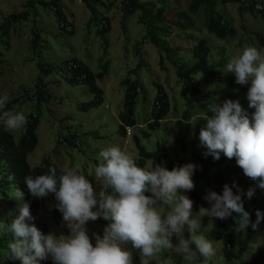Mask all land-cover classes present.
<instances>
[{
    "label": "trees",
    "instance_id": "trees-1",
    "mask_svg": "<svg viewBox=\"0 0 264 264\" xmlns=\"http://www.w3.org/2000/svg\"><path fill=\"white\" fill-rule=\"evenodd\" d=\"M80 1L82 9L88 14L85 28L87 32L89 29H93L97 39L110 34V19L106 12L113 8L118 9L116 12L119 13V27L123 36L128 33V29L138 30L143 34L141 42L136 43L132 49L139 61L120 83L124 88V94L122 103L118 107L119 125L115 135L125 137L126 129L135 127V110L139 95L143 92L137 78L139 71L144 66L142 61L144 57L139 50L142 43L156 51L160 69L173 77V86L178 92V97L174 101L183 103L182 113L172 124L179 158L169 164L167 163L169 159L167 151L162 148L161 144L155 147L154 152H146L140 146V142L133 138L134 148L137 151V166L145 167V164L152 160H156L157 164L163 163L168 170L186 163L197 165L198 168L194 170L192 176L194 187L191 191L183 193L193 201L192 212L194 213H199L200 207H209L203 199V196L209 191L220 194L225 183L231 186L232 182L230 183L227 179L229 174L238 178L235 183L242 191H246L250 187L254 188L255 183L243 174L234 159H228L221 155L220 160L214 161L211 156H203L205 149L198 146L199 130L207 115L204 104L214 101L222 103L226 99L237 100L241 107L251 115L254 109L248 108L246 100L249 85L236 84L234 76L224 71L230 58H218L206 38L192 39L187 35L193 42L191 50L187 53L172 47L168 38L174 32L192 31L208 35L220 42L232 41L239 36L237 29H243L241 25L236 27L235 24L240 20L243 22L244 16L264 23V2L259 0H184L183 12L176 15L173 9L179 0H113L112 3H108L109 5L103 0ZM61 2L62 0H27L20 12L8 15L0 24V38L7 39L14 26L32 21L33 25L29 30V50L37 58L36 69L38 71L34 87L24 89L22 94L9 99L6 105V110L13 112L19 107L28 105L27 124L19 130L17 136L4 131L3 126L0 125V208L3 207L6 213L1 217L0 209V218H2L0 222L10 224L16 215L17 201L13 199V193L16 188H19L25 192V200L30 204V214L34 218L31 223L35 224L43 234L49 233L48 227L39 218H36L39 216L38 211L43 198L38 199L30 196L23 183L24 177L27 175L35 177L47 174L49 170H54L57 175L61 173V169L57 165L51 164L50 157L54 155L51 153L42 156L34 167H30L28 163L29 155L38 145L37 130L41 124L43 110L53 100L49 86L43 84V80L45 81L49 75L55 74L70 89L86 90L91 98L87 102L78 103L75 110L80 114H87L102 105L104 95L97 83L102 82L109 73L107 63L98 65L97 69L93 71L76 59L47 65L37 56L40 39L45 35L34 24V21L40 19L42 14L52 16L53 26H56L58 30L68 35L73 34L72 25L63 11ZM226 5L235 7L236 19L227 14ZM131 20L133 28L129 25ZM250 35L253 37L251 42H257L260 48L264 49V38L261 33L251 31ZM4 47L6 48V45ZM236 47L240 52L241 40ZM154 87L156 94L146 103L150 105L148 128L151 131L158 130L160 123L165 121L171 111L177 107H172L161 86L155 85ZM90 134L93 136L92 133ZM85 136H89V134L79 135L66 130V134L62 138L59 140L57 138L58 141L56 140L54 149L63 151L74 148L79 150V141ZM99 162L96 161L94 166ZM207 170L212 172V181L210 184L204 185L203 177ZM233 191L235 192V189ZM48 196L54 200L52 194ZM244 208L254 220V211L259 209L264 212V203H259L258 197L254 195L251 200H245ZM213 221V226L205 236L213 243L221 245V258L226 264L242 263L241 258L249 255L253 242L260 238V234L264 230V222H262L257 231H253L249 227L243 232L234 233V222L231 217L225 220L214 218ZM55 222L59 223V217ZM207 222L208 218L205 217L204 227ZM10 242H12L10 233L0 235V264H19L18 261H11L7 258V244ZM41 264H51V260L42 261ZM133 264H138L134 254Z\"/></svg>",
    "mask_w": 264,
    "mask_h": 264
},
{
    "label": "clouds",
    "instance_id": "clouds-1",
    "mask_svg": "<svg viewBox=\"0 0 264 264\" xmlns=\"http://www.w3.org/2000/svg\"><path fill=\"white\" fill-rule=\"evenodd\" d=\"M224 71L234 76L236 84L249 85L246 100L254 111L249 115L237 100L204 104L207 115L199 130L198 146L205 149L203 156L214 161L221 155L234 159L243 174L256 182V188L264 190V49L244 47L228 60ZM8 100L6 94L0 95V125L4 131L14 132L27 124V118L20 111L6 110ZM97 159L100 162L91 170L98 182L95 185L80 173L78 165L63 168L59 175L49 170L24 177L27 193L43 198L42 204L53 195L67 235L43 234L31 223L34 218L25 192L16 188V215L10 224L0 222V234L12 236L7 244L9 260L19 264L48 260L51 264H133L129 249L138 251L140 264H150L168 249H173L183 264H205L216 257L213 242L200 231V221L193 216V201L183 194L194 187L197 165L186 163L168 170L163 163L152 162L139 167L117 145L101 149ZM254 194V188L242 191L235 181L231 186L225 183L220 194L209 191L203 196L209 207H200L199 215L211 223L214 218L231 217L234 233L249 227L257 231L264 212L255 210L252 220L244 208L245 200ZM98 219L107 223L101 233L92 232L90 239L87 225ZM241 259L245 264L247 258Z\"/></svg>",
    "mask_w": 264,
    "mask_h": 264
},
{
    "label": "rangeland",
    "instance_id": "rangeland-1",
    "mask_svg": "<svg viewBox=\"0 0 264 264\" xmlns=\"http://www.w3.org/2000/svg\"><path fill=\"white\" fill-rule=\"evenodd\" d=\"M26 1L0 0V24H2L3 19L8 15L20 12ZM103 1L109 5L108 3H112L113 0ZM259 1L264 2V0ZM61 4L64 13L72 25L73 34L68 35L58 30L56 26H53L52 16H44L42 14L40 19L34 21V24L45 35L40 39V49L37 56L47 65L60 64L66 60L76 59L93 71L97 69L98 65L107 63L109 73L102 82L97 83V86L102 90L104 95L102 105L87 114H80L75 110V106L78 103L87 102L91 98V95L86 90L70 89L55 74H51L45 81L43 80V84H48L53 100L43 110L41 124L37 130L38 145L28 157L30 167H34L42 156L51 153L54 154L50 157L51 164L57 165L61 170L65 167L78 165L80 173L85 175L95 185L98 182L92 176L91 170L95 162L99 161L97 159L99 151L109 145H117L121 150L130 154L137 162V151L134 148L133 138L140 142V146L146 152H154L155 147L161 144L169 157L167 163H173L176 158H179V155L172 124L182 113L184 107L180 101H174L178 97V92L174 89L173 77L160 69L156 51L145 43H142L139 47L140 53L144 57L142 60L144 66L139 71L137 78L143 92L139 95L135 110V127L126 129L125 137H119L115 135L119 125L117 114L124 94V88L120 83L136 67L139 61V58L135 56L132 49L136 43L139 44L141 42L143 34L138 30H134V32L128 29V33L123 36L119 27V13L116 12L118 9L113 8L106 12L110 19V34L97 39L94 36L93 29H89L87 32L85 28L88 14L82 9L80 0H62ZM107 5L106 7H108ZM225 7L227 8V14L236 19L235 7L230 5H226ZM183 9L184 0H179L173 10L176 15H179L183 12ZM243 19V22H240V20L239 23L235 24L236 27L241 25L243 29H237L239 36L232 41L220 42L208 35L192 31H187V33L183 31L174 32L168 38V41L172 47H176L180 51L187 53L193 45V42L187 35L191 36L192 39L206 38L210 48L218 58H231L238 54L236 45L240 40L242 41L241 49L246 46H256L261 49L257 42H251L253 37L250 33L251 31H257L264 38V23L247 16H244ZM31 25H33L32 21L18 24L9 32L7 39L0 38V95L6 94L9 99L19 96L24 89L33 88L36 84L38 76L36 69L37 58L29 50V30ZM129 25L133 28L132 20L129 22ZM4 45H6V48ZM155 85L161 86L168 96L172 107H177L171 111L165 121L160 123L158 130L151 131L148 128L150 123V105L146 103L155 96ZM59 100L61 101L58 103L57 101ZM16 111H20L27 116L29 107L25 105L17 108L14 112ZM19 130L10 133L17 136ZM66 130L79 135L89 134V136L80 139L79 150L74 148L63 151L54 149L57 138L58 140L62 138L66 134ZM152 162L154 165L157 164L156 160H152L147 162L145 166H151ZM227 176L230 183L238 179L232 174ZM211 181L212 172H208L207 170V173L203 177L204 185L210 184ZM253 182L255 183L254 195L258 197L259 203L263 204L264 190L256 188V182ZM54 204L55 202L51 197L49 200H46L39 208V218L49 228V232L57 236L60 234L67 235V229L62 227L61 215L55 209ZM0 209L1 217L5 216L4 208L1 207ZM193 216L200 221V231L206 235L213 226L214 221L211 223L208 220L207 225L204 227L203 221L205 217H201L199 213L194 212ZM57 217H59L58 224L55 222ZM106 223L102 219L90 222L87 225L90 239L91 233H101ZM172 243L176 244L175 238H173ZM213 246L216 249L217 255L212 260L205 262V264H226L223 263L221 258V245L213 243ZM129 250L136 256L138 264H140L138 251ZM246 258L245 264H264V230L261 232L260 238L253 242L251 252ZM174 263L183 264L181 257L173 249L162 251L150 262V264ZM229 264L242 263L233 262Z\"/></svg>",
    "mask_w": 264,
    "mask_h": 264
}]
</instances>
